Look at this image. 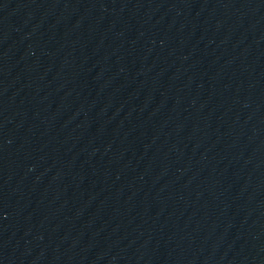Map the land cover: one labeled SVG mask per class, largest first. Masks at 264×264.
<instances>
[{
  "label": "water",
  "instance_id": "water-1",
  "mask_svg": "<svg viewBox=\"0 0 264 264\" xmlns=\"http://www.w3.org/2000/svg\"><path fill=\"white\" fill-rule=\"evenodd\" d=\"M0 264H264V0H0Z\"/></svg>",
  "mask_w": 264,
  "mask_h": 264
}]
</instances>
